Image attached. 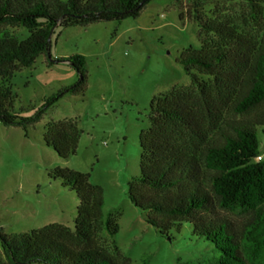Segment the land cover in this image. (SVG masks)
<instances>
[{"label": "trees", "instance_id": "1", "mask_svg": "<svg viewBox=\"0 0 264 264\" xmlns=\"http://www.w3.org/2000/svg\"><path fill=\"white\" fill-rule=\"evenodd\" d=\"M0 0V122L25 132L66 93H83L85 58L56 59L76 71L75 84L48 97L30 116L14 108V73L48 54L49 37L60 26L136 18L150 1ZM181 6L183 0H171ZM233 16L204 12L201 0L184 11L197 23L199 47L184 48L176 61L189 76L154 96L149 125L139 133V173L128 182V199L146 212L161 236L182 222L220 252L217 264H264V157L258 127H264V0H245ZM217 7V5L215 6ZM181 16V13H180ZM24 28L26 37L11 31ZM81 131L72 119L48 122L43 141L61 158L76 153ZM260 157V159H257ZM50 177L76 193L74 228L49 223L28 232L0 230V264H131L99 243L118 231L114 216L103 217V190L89 174L55 167Z\"/></svg>", "mask_w": 264, "mask_h": 264}, {"label": "rangeland", "instance_id": "2", "mask_svg": "<svg viewBox=\"0 0 264 264\" xmlns=\"http://www.w3.org/2000/svg\"><path fill=\"white\" fill-rule=\"evenodd\" d=\"M204 12L240 16L245 0H201ZM171 0H150L138 17L60 26L51 30L48 54L14 73L10 86L14 108L22 116L34 114L48 97L75 84L76 71L65 61L85 58L83 93H66L49 106L25 132L0 122V230L28 232L49 223L74 228L79 200L76 193L50 177L55 167L89 174L103 190V217L114 216L118 231L103 232L99 243L112 253L129 257L131 264H217L220 252L192 226L182 222L168 236L145 221L146 212L128 199V182L139 173V133L149 125L152 98L173 86H186L189 76L176 61L181 51L199 47L198 25ZM217 5V7H215ZM264 8V5H263ZM181 13V16H180ZM26 37L24 28L11 29ZM72 119L81 134L76 153L59 157L43 141L48 122ZM259 154L264 157V127H258ZM0 253L2 247L0 243Z\"/></svg>", "mask_w": 264, "mask_h": 264}, {"label": "water", "instance_id": "3", "mask_svg": "<svg viewBox=\"0 0 264 264\" xmlns=\"http://www.w3.org/2000/svg\"><path fill=\"white\" fill-rule=\"evenodd\" d=\"M145 1H147V0H142V1L140 2V4L144 3Z\"/></svg>", "mask_w": 264, "mask_h": 264}, {"label": "built area", "instance_id": "4", "mask_svg": "<svg viewBox=\"0 0 264 264\" xmlns=\"http://www.w3.org/2000/svg\"><path fill=\"white\" fill-rule=\"evenodd\" d=\"M257 159H260V157H258Z\"/></svg>", "mask_w": 264, "mask_h": 264}]
</instances>
